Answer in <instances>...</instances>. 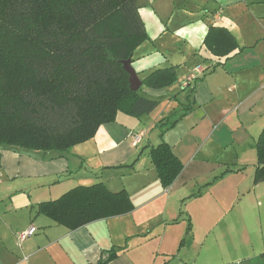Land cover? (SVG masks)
I'll list each match as a JSON object with an SVG mask.
<instances>
[{
  "label": "crops",
  "instance_id": "1",
  "mask_svg": "<svg viewBox=\"0 0 264 264\" xmlns=\"http://www.w3.org/2000/svg\"><path fill=\"white\" fill-rule=\"evenodd\" d=\"M149 1L145 16L138 8L148 38L131 64L140 81L175 67L174 84L145 87L159 105L181 96L187 104L178 101L166 118L154 113L159 105L139 118L118 113L63 156L1 148L0 264H96L110 252L116 257L106 264H264V181L254 182L264 0ZM211 28L227 31L235 48L222 35L208 39ZM196 67L203 74L184 86ZM160 143L182 164L165 189L149 156ZM98 183L126 192L131 211L75 229L38 213L41 203ZM30 226L36 232L19 244L17 233Z\"/></svg>",
  "mask_w": 264,
  "mask_h": 264
},
{
  "label": "trees",
  "instance_id": "2",
  "mask_svg": "<svg viewBox=\"0 0 264 264\" xmlns=\"http://www.w3.org/2000/svg\"><path fill=\"white\" fill-rule=\"evenodd\" d=\"M213 33L235 48L227 31L211 28L208 39ZM147 38L136 0H0V149L63 156L118 113L139 118L154 111L158 101L132 91L122 67ZM176 80V68L170 67L141 83L162 89ZM176 122L165 123L161 135ZM255 147L258 183L264 181V129ZM149 156L168 188L181 162L165 143L151 147ZM131 209L126 192L112 193L98 183L41 203L38 213L75 229ZM115 257L110 252L96 264Z\"/></svg>",
  "mask_w": 264,
  "mask_h": 264
},
{
  "label": "rangeland",
  "instance_id": "3",
  "mask_svg": "<svg viewBox=\"0 0 264 264\" xmlns=\"http://www.w3.org/2000/svg\"><path fill=\"white\" fill-rule=\"evenodd\" d=\"M149 3H151V1H149V0H137V7L139 8V10H140V12L144 15V10H146V9H148L149 7H150V4ZM145 16V15H144ZM137 62V61H136ZM136 62L134 61L132 64H131V67L134 69V71L135 72H137L138 70H140V69H138L139 67H138V64H136ZM145 61H143V63H144ZM184 92V91H183ZM151 93H153L152 91H150V90H148L145 86H142V87H140V89L138 90V94L140 95V96H142V97H145V98H148V99H152V100H157V99H154V98H161V97H154L153 95H151ZM161 100V99H160ZM178 101H180V102H182L183 104H187V102H186V100H185V98L183 97V96H181L180 98L178 97V100L177 101H172L173 102V104H167V103H161L160 105H159V107L157 108V110H156V112H154V113H159V114H161L162 112H163V116L166 118V117H168L169 116V111L173 108V107H175L176 105H177V102ZM165 102H167V101H165ZM179 108H181V106L179 107ZM157 114H153V115H157ZM119 118H118V120H120V117H125L124 116V114H119V116H118ZM158 124V123H157ZM151 130H153V131H158V128L157 129H154V128H152ZM1 174V173H0ZM2 180V179H1Z\"/></svg>",
  "mask_w": 264,
  "mask_h": 264
},
{
  "label": "built area",
  "instance_id": "4",
  "mask_svg": "<svg viewBox=\"0 0 264 264\" xmlns=\"http://www.w3.org/2000/svg\"><path fill=\"white\" fill-rule=\"evenodd\" d=\"M203 72H204V69H202L201 67H196L194 72L188 76V78L185 80L183 85L186 86L191 81L196 80L199 75L203 74ZM141 137H142V134L136 135L134 137V143L133 144L135 145L136 143H138L140 141ZM35 232H36V228L34 226H30L26 230L18 232L16 235L18 243L19 244L22 243L24 240H26L27 238L34 235Z\"/></svg>",
  "mask_w": 264,
  "mask_h": 264
},
{
  "label": "water",
  "instance_id": "5",
  "mask_svg": "<svg viewBox=\"0 0 264 264\" xmlns=\"http://www.w3.org/2000/svg\"><path fill=\"white\" fill-rule=\"evenodd\" d=\"M122 67L125 70V72L128 74V82L130 89L132 91H138V89L141 87V81L139 80L134 69L131 67V60L128 59L126 61H123Z\"/></svg>",
  "mask_w": 264,
  "mask_h": 264
}]
</instances>
